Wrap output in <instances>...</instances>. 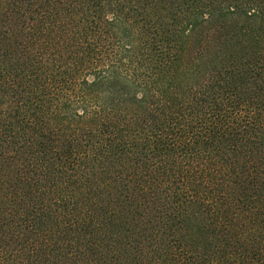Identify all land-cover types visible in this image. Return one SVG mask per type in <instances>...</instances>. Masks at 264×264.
Segmentation results:
<instances>
[{"label":"trees","instance_id":"obj_1","mask_svg":"<svg viewBox=\"0 0 264 264\" xmlns=\"http://www.w3.org/2000/svg\"><path fill=\"white\" fill-rule=\"evenodd\" d=\"M0 264H264V0H0Z\"/></svg>","mask_w":264,"mask_h":264}]
</instances>
